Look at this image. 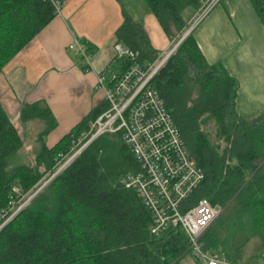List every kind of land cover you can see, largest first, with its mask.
<instances>
[{
  "label": "trees",
  "instance_id": "1",
  "mask_svg": "<svg viewBox=\"0 0 264 264\" xmlns=\"http://www.w3.org/2000/svg\"><path fill=\"white\" fill-rule=\"evenodd\" d=\"M141 1L168 37L183 33L185 12L197 7V0ZM251 3L264 25V0ZM55 17L49 0H0V71ZM116 38L136 52L142 64L157 58L142 25L125 11ZM151 85L204 171L205 180L193 200L207 199L224 211L236 205L222 227L223 241L212 228L204 236L209 250L234 260L237 236L264 239V124L250 125L237 116L235 81L220 65L206 63L191 34L160 67ZM189 85L198 88L195 100L190 101ZM105 108L104 103L48 148L45 138L56 127L51 112L41 102L21 106L22 126L30 121L44 124L37 147L26 156L31 162H22L24 140L0 104V213L12 198L40 188L53 172L56 155L66 152L72 137ZM210 119L224 148L211 144L201 130ZM137 170L120 134L99 138L0 231V264H179L188 253L185 236L180 230L152 236L150 214L136 193L121 183Z\"/></svg>",
  "mask_w": 264,
  "mask_h": 264
},
{
  "label": "crops",
  "instance_id": "2",
  "mask_svg": "<svg viewBox=\"0 0 264 264\" xmlns=\"http://www.w3.org/2000/svg\"><path fill=\"white\" fill-rule=\"evenodd\" d=\"M59 1L60 13L0 71V104L12 123L19 121L23 105L41 102L51 112L56 127L45 138L48 148L104 106L97 78L104 76L107 86L124 68L114 46L129 8L121 0ZM194 11L185 12L187 24ZM142 17L135 10L133 19L142 25L157 58L169 52L178 35L166 36L150 12ZM191 35L206 63L220 65L235 81L237 116L250 125L264 124V25L251 0H224ZM75 40L86 46L91 71L68 50Z\"/></svg>",
  "mask_w": 264,
  "mask_h": 264
},
{
  "label": "built area",
  "instance_id": "3",
  "mask_svg": "<svg viewBox=\"0 0 264 264\" xmlns=\"http://www.w3.org/2000/svg\"><path fill=\"white\" fill-rule=\"evenodd\" d=\"M49 1L58 15L60 3ZM223 1L197 0L194 15L174 47L153 63L142 64L133 50L120 43L114 46L116 59L124 68L111 76L107 86L104 76L97 78V85L104 95L105 110L88 122L83 132L72 137L66 152L56 155L53 172L40 188L10 200L0 213V231L94 142L105 135L120 134L138 164V170L127 175L121 183L136 193L150 214V234L161 237L170 230H180L195 264H237L205 245L204 236L222 209L204 198L193 200L205 180L204 171L192 157L164 100L151 85L160 67L181 42ZM68 50L79 55L85 62V70L91 71L90 55L85 45L75 40ZM14 192L18 193V190L14 189ZM261 264H264V256Z\"/></svg>",
  "mask_w": 264,
  "mask_h": 264
},
{
  "label": "rangeland",
  "instance_id": "4",
  "mask_svg": "<svg viewBox=\"0 0 264 264\" xmlns=\"http://www.w3.org/2000/svg\"><path fill=\"white\" fill-rule=\"evenodd\" d=\"M53 1L60 3L59 0H53ZM121 1L126 6H129V8L125 10L128 12V15L131 16L132 18H134L135 10L140 17H142L143 11L147 12V13H143V17L141 19H143L145 14H148L149 12L147 7L141 4L139 5V3L135 0L134 1L131 0L130 2H128V0H121ZM131 5H134L135 10H133ZM180 35L181 34L178 35L176 42L178 41V38L180 37ZM156 60L157 59H155L154 61ZM189 86L190 88L192 87V90L190 92L191 93L190 101L195 100L198 96V88L195 85H189ZM187 106H190V104H188ZM206 118L207 117L205 116L203 120H207ZM13 123L19 135L24 140L23 154L26 157L30 155V153L33 151L35 147H37L36 145L37 138L40 132H42L44 124L40 121H30L24 126H22L19 121H14ZM201 130L203 133L207 135L211 144L213 145L219 144L221 145V148L225 147V142L223 140H220L217 136V126L215 125V122L213 120L211 119L208 120L205 123V125L201 127ZM21 161L31 162V158L26 157L25 159H22ZM235 207H236L235 204H231L227 209H225V211L222 209V213L219 216V218L210 226V228H212L214 234L216 235V237L218 238L220 242L224 240V234H223L222 227L226 225V223L228 222V218L234 212ZM263 240H264L263 238H260L257 236V237H251L250 239L246 241L241 235L237 236L234 242V248H239V249H238V254L236 255V258L234 259V261L237 264H261L262 257L264 256V241ZM191 259L192 258L189 256V253H187V255L182 259V261L179 262V264H186L187 262L191 264L190 263Z\"/></svg>",
  "mask_w": 264,
  "mask_h": 264
}]
</instances>
